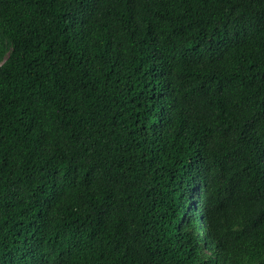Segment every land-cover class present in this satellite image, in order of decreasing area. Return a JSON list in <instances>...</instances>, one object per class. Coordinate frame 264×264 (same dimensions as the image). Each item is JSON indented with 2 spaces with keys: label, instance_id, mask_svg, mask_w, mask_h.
Segmentation results:
<instances>
[{
  "label": "trees",
  "instance_id": "trees-1",
  "mask_svg": "<svg viewBox=\"0 0 264 264\" xmlns=\"http://www.w3.org/2000/svg\"><path fill=\"white\" fill-rule=\"evenodd\" d=\"M0 264H264V0H0Z\"/></svg>",
  "mask_w": 264,
  "mask_h": 264
}]
</instances>
